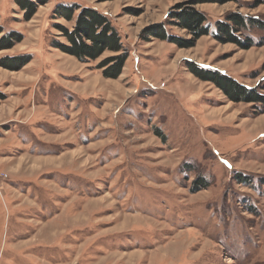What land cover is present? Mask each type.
<instances>
[{
    "label": "rangeland",
    "instance_id": "obj_1",
    "mask_svg": "<svg viewBox=\"0 0 264 264\" xmlns=\"http://www.w3.org/2000/svg\"><path fill=\"white\" fill-rule=\"evenodd\" d=\"M33 1L26 17L0 0V40L15 36L0 41V264H264V104L231 100L188 65L264 96V0ZM74 2L117 29L118 77L96 67L113 51L82 62L52 45L66 42L57 24H75L55 8ZM179 4L203 12L210 34L192 47L143 34L163 24L193 41ZM232 12L256 21L237 33L250 48L214 37Z\"/></svg>",
    "mask_w": 264,
    "mask_h": 264
},
{
    "label": "trees",
    "instance_id": "obj_2",
    "mask_svg": "<svg viewBox=\"0 0 264 264\" xmlns=\"http://www.w3.org/2000/svg\"><path fill=\"white\" fill-rule=\"evenodd\" d=\"M38 1L44 2L45 0ZM16 2L26 11V17H30L36 12L37 5L33 0H16ZM177 8L180 10L176 11L172 16L176 18L178 25L186 28L194 35L195 39L193 41L169 35L163 24L152 25L144 29L143 34L145 36H148L146 34H150L161 40L175 42L180 47H192L196 39L202 35L210 34V26L206 24L207 17L203 12L193 7V5L183 6V4H179ZM54 16L63 17L75 23L72 29L64 25H56L57 29L65 37L66 42L54 40L52 43L54 47L74 55L82 62L96 61L105 51H113L116 53L115 55L101 60L96 67L103 70L105 77L116 78L122 73L128 56V49L125 48L117 29L107 15L95 7L74 2L59 3L54 10ZM249 23L255 25L256 21L239 12H232L227 14L225 19L217 21V29L213 35L221 42H234L243 48H250L253 46V43L250 42L251 39L249 37L245 40L246 43L243 44L237 36V33L245 30ZM14 38V34L3 36L0 40L4 42L2 46L5 48L12 47L14 45ZM31 56L13 57L11 60L20 59L21 66L28 63ZM188 65L196 76L203 80H210L222 88L231 100L264 104L263 95L247 89L245 85L238 83L233 77L217 70L204 69L193 62L188 61ZM237 178L247 182V176L238 174Z\"/></svg>",
    "mask_w": 264,
    "mask_h": 264
},
{
    "label": "crops",
    "instance_id": "obj_3",
    "mask_svg": "<svg viewBox=\"0 0 264 264\" xmlns=\"http://www.w3.org/2000/svg\"><path fill=\"white\" fill-rule=\"evenodd\" d=\"M77 97V96H76ZM58 113V112H57ZM48 116V115H47ZM51 119L50 120H52L51 122L55 125L56 123H54V121H56L57 119H58V117H50ZM54 120V121H53ZM46 122V121H45ZM24 137L26 138V139H28V137H27V135H24ZM24 138V139H25ZM25 139V141H27ZM30 141V140H29ZM31 142V141H30ZM32 147H31V145H30V149H31ZM7 183L9 184V185H15V187L18 189V190H20V191H22V189L24 190V189H26V190H28L29 192H30V194H33V193H31V192H34V193H36L35 191H34V189H33V187H29L28 186V181H26V180H23V179H18V178H15V177H13V178H11L10 180H8L7 181ZM30 183V182H29ZM28 187H29V189H28ZM3 194V196H4V198H5V196L7 195V198H8V200L10 201H6V204L7 205H12V207H14V204L12 203V199H11V197H12V195H8V193L7 192H4V193H2ZM11 196V197H10ZM37 196V195H36ZM38 203L40 204V211L38 212L40 215L43 213V214H45V217H49L48 216V211L50 210V208H51V205H52V203H48V202H46V203H42L43 201H42V199H40V197L38 196ZM17 204H15V206H16ZM70 213V212H69ZM68 213V216H70V214ZM42 216H40L39 218L40 219H42V218H44V217H42ZM65 224H67L68 226H70V222L69 223H65ZM66 230H68L69 231V228H67ZM64 231V232H67V231ZM121 245H123V244H121Z\"/></svg>",
    "mask_w": 264,
    "mask_h": 264
}]
</instances>
